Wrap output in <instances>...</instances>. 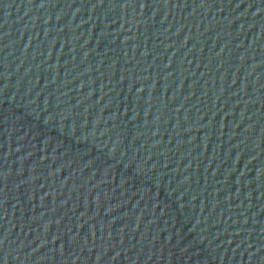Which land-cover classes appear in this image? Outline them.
<instances>
[{
	"label": "water",
	"instance_id": "obj_1",
	"mask_svg": "<svg viewBox=\"0 0 264 264\" xmlns=\"http://www.w3.org/2000/svg\"><path fill=\"white\" fill-rule=\"evenodd\" d=\"M0 264H264V0H0Z\"/></svg>",
	"mask_w": 264,
	"mask_h": 264
}]
</instances>
